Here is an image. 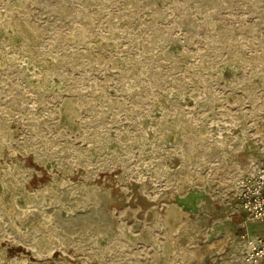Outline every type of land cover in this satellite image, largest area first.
I'll return each instance as SVG.
<instances>
[{
  "label": "rangeland",
  "instance_id": "rangeland-1",
  "mask_svg": "<svg viewBox=\"0 0 264 264\" xmlns=\"http://www.w3.org/2000/svg\"><path fill=\"white\" fill-rule=\"evenodd\" d=\"M264 159V0H0V264H242Z\"/></svg>",
  "mask_w": 264,
  "mask_h": 264
},
{
  "label": "built area",
  "instance_id": "built-area-1",
  "mask_svg": "<svg viewBox=\"0 0 264 264\" xmlns=\"http://www.w3.org/2000/svg\"><path fill=\"white\" fill-rule=\"evenodd\" d=\"M237 200L247 217L252 221L264 222V159L254 174L239 182ZM242 239L244 261L248 264H260L264 259V228L255 236L246 231L242 234Z\"/></svg>",
  "mask_w": 264,
  "mask_h": 264
},
{
  "label": "crops",
  "instance_id": "crops-1",
  "mask_svg": "<svg viewBox=\"0 0 264 264\" xmlns=\"http://www.w3.org/2000/svg\"><path fill=\"white\" fill-rule=\"evenodd\" d=\"M253 227L250 228V231H247L251 236H255L259 234L262 229L264 228V222H259V221H252ZM242 264H248V263H242ZM260 264H264V259L261 261Z\"/></svg>",
  "mask_w": 264,
  "mask_h": 264
}]
</instances>
